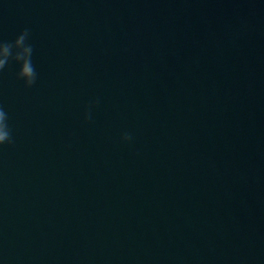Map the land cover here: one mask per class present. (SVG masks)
Wrapping results in <instances>:
<instances>
[{"label":"water","instance_id":"95a60500","mask_svg":"<svg viewBox=\"0 0 264 264\" xmlns=\"http://www.w3.org/2000/svg\"><path fill=\"white\" fill-rule=\"evenodd\" d=\"M25 28L0 264H264V0H0Z\"/></svg>","mask_w":264,"mask_h":264},{"label":"clouds","instance_id":"9594fccd","mask_svg":"<svg viewBox=\"0 0 264 264\" xmlns=\"http://www.w3.org/2000/svg\"><path fill=\"white\" fill-rule=\"evenodd\" d=\"M31 32L25 28L14 41L0 40V73L9 65L10 62L15 61L19 64V71L16 77L22 80L26 87L31 88L37 81V72L32 62L33 46L29 43ZM99 104V99L92 102ZM92 104L89 105L85 112V120L92 119L91 112ZM8 113L4 107L0 105V146L14 143L12 129L9 125ZM133 139L128 132L122 134V140L130 142Z\"/></svg>","mask_w":264,"mask_h":264}]
</instances>
